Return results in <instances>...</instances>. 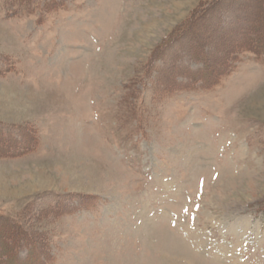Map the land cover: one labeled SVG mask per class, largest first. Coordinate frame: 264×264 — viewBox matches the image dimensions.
I'll use <instances>...</instances> for the list:
<instances>
[{
  "label": "rangeland",
  "instance_id": "1",
  "mask_svg": "<svg viewBox=\"0 0 264 264\" xmlns=\"http://www.w3.org/2000/svg\"><path fill=\"white\" fill-rule=\"evenodd\" d=\"M36 1L0 0V264H264V46L221 59L264 0Z\"/></svg>",
  "mask_w": 264,
  "mask_h": 264
},
{
  "label": "trees",
  "instance_id": "2",
  "mask_svg": "<svg viewBox=\"0 0 264 264\" xmlns=\"http://www.w3.org/2000/svg\"><path fill=\"white\" fill-rule=\"evenodd\" d=\"M28 1V0H27ZM30 1V0H29ZM33 1V0H31ZM42 0H37L35 3H37L38 5L41 3ZM60 4H62L61 1L56 2L55 0H49V2L45 5L42 6L43 9H53L57 6H59ZM201 7V6H199ZM199 7H197L199 9ZM196 8V9H197ZM207 8L204 6V8H202V10H199V12L205 14V12H207ZM193 13V12H192ZM191 13V14H192ZM182 33V32H181ZM189 32H186V34H188ZM264 37V36H263ZM264 46V41L260 38V34L258 39H255L254 43H240L238 46H236L234 49H232V51L230 50L229 52H222L221 53V59L223 60V57L225 56V59H229V57L231 56V53L234 52L235 49H240L248 51L250 53H254V54H258L260 50V48H262ZM201 54L198 53H193L192 57L195 58L196 60L200 61L202 63V67L201 69L197 70L196 72H194L193 74H191L192 76L196 77V76H200V79H204L205 82H207V84H213L215 81H217V77L220 78L221 75H223L225 72L224 70H221L220 68L215 69V67L213 66V60H209V58H207V55L204 54L203 52H200ZM225 61V60H224ZM220 64H224L223 62H220ZM172 85H175L176 82H174V79H172ZM181 84L179 83L178 86H180ZM1 227H0V257H4L5 262L6 261H11L13 259L16 258V254L17 252L20 250L19 248V244H17V240L15 239L16 236H18L20 234V229H16L14 225L9 226V224H4L3 221H0ZM9 226V227H8ZM14 228V230H13ZM19 230V231H18ZM13 231H15L14 233H12ZM27 237V236H25ZM24 236H22V238L20 239V241H28L27 238H25ZM28 243V242H26ZM21 247V245H20ZM26 253H27V259H28V263L31 264H35L38 263L40 261L41 256L43 255V250L38 249L36 246L31 245L30 247L26 248ZM40 263V262H39Z\"/></svg>",
  "mask_w": 264,
  "mask_h": 264
}]
</instances>
